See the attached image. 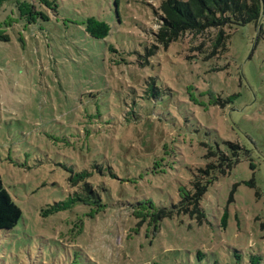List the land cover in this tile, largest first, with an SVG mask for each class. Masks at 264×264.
Wrapping results in <instances>:
<instances>
[{"label": "rangeland", "instance_id": "rangeland-1", "mask_svg": "<svg viewBox=\"0 0 264 264\" xmlns=\"http://www.w3.org/2000/svg\"><path fill=\"white\" fill-rule=\"evenodd\" d=\"M160 2L1 0L0 177L22 215L0 264H264V11L211 54L213 32L157 42ZM221 161L200 221L138 225L137 201L168 207ZM83 170L102 212L69 201Z\"/></svg>", "mask_w": 264, "mask_h": 264}, {"label": "trees", "instance_id": "trees-1", "mask_svg": "<svg viewBox=\"0 0 264 264\" xmlns=\"http://www.w3.org/2000/svg\"><path fill=\"white\" fill-rule=\"evenodd\" d=\"M1 3V0H0ZM262 7L264 0H161L157 11L159 18V29L156 33V40L163 46L188 34L201 38L205 34H213L211 54L218 51V46L224 50L225 42L229 33L238 25L253 23L258 25L262 18ZM21 14L24 11L31 12V5L23 2L19 7ZM110 30L108 23L89 17L86 20L85 32L97 39H104ZM263 32L261 25L259 33ZM0 39H7V36L0 34ZM203 47V42L199 48ZM153 54V50L151 52ZM88 133V132H86ZM224 161V156H222ZM218 165H206L198 168L189 185H181L178 188V201L170 206H156L150 199L137 201L133 209V215L138 219V225L145 223L149 227L158 228L163 219H171L175 216L188 215L191 219L200 221L203 216L201 200L203 199L209 184L216 178L213 172L225 173L222 163ZM102 173L101 168L98 169ZM92 172L83 170L76 173L72 178L75 183L81 180V192L75 193V197L69 201H78L84 205L91 206L93 212H102L106 208L101 191L104 186H99V193L96 188L98 183L86 180ZM110 175L114 173L109 169ZM67 203H56L50 206L48 212H54L66 208ZM264 213V211H263ZM22 212L8 191L3 186L0 177V230H10L17 225ZM198 256H202L198 253ZM157 264V263H154Z\"/></svg>", "mask_w": 264, "mask_h": 264}, {"label": "water", "instance_id": "water-1", "mask_svg": "<svg viewBox=\"0 0 264 264\" xmlns=\"http://www.w3.org/2000/svg\"><path fill=\"white\" fill-rule=\"evenodd\" d=\"M263 11H264V7H262V12H261L262 14H263Z\"/></svg>", "mask_w": 264, "mask_h": 264}]
</instances>
